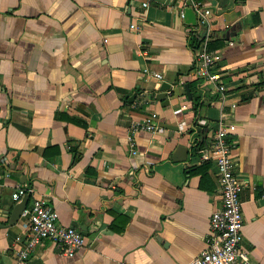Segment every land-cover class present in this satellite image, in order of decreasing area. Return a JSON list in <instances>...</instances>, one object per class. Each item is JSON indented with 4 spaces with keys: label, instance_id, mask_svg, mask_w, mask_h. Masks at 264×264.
<instances>
[{
    "label": "crops",
    "instance_id": "obj_1",
    "mask_svg": "<svg viewBox=\"0 0 264 264\" xmlns=\"http://www.w3.org/2000/svg\"><path fill=\"white\" fill-rule=\"evenodd\" d=\"M142 1L0 0V264L14 263L26 224L8 214L17 184L33 189L25 206L44 196L85 231L72 254L36 243L30 264H184L220 204L215 163L200 157L217 125L243 180L241 245L264 264V0H203L193 25L179 15L186 0ZM214 37L218 79L196 87L197 53ZM152 70L173 87L167 104ZM152 110L157 127L135 131L131 152L129 119ZM178 143L183 160L171 157Z\"/></svg>",
    "mask_w": 264,
    "mask_h": 264
},
{
    "label": "built area",
    "instance_id": "obj_2",
    "mask_svg": "<svg viewBox=\"0 0 264 264\" xmlns=\"http://www.w3.org/2000/svg\"><path fill=\"white\" fill-rule=\"evenodd\" d=\"M146 0L142 4H146ZM199 15L196 21H201L202 15L208 11L198 0H187ZM182 7L179 15L182 16ZM130 27H136L134 21L129 22ZM215 55L210 50L202 49L197 53L194 72L203 79L214 82L218 79V72L211 70ZM147 71L146 67H142ZM150 73L157 79L162 78L159 70ZM157 127L156 112L150 111L142 117L129 119L126 134L128 148L135 151L133 133L140 129L153 131ZM234 144L229 139L227 131L217 125L212 132L209 148L200 153L201 158H210L214 161L217 173L220 204L209 213V233L205 236V245L184 264H252L246 249L241 245V198L240 190L243 180L235 173L234 161L230 156V148ZM29 185L17 184L10 195L18 200L24 193H32ZM26 215V224L21 232L15 235L19 246L15 250L13 264H30L29 255L33 246L43 239L52 240L62 253L72 254L83 244V233L72 224H62L58 221L57 211L48 205L44 196H32L30 203L22 208Z\"/></svg>",
    "mask_w": 264,
    "mask_h": 264
},
{
    "label": "water",
    "instance_id": "obj_3",
    "mask_svg": "<svg viewBox=\"0 0 264 264\" xmlns=\"http://www.w3.org/2000/svg\"><path fill=\"white\" fill-rule=\"evenodd\" d=\"M182 17H183V20H184L185 23L193 25L196 22V13H195V11L193 10V8L190 5H186V6L183 7ZM200 26L202 27L201 33L203 34L204 24L201 23ZM183 87H184L186 96L190 97L188 84L186 82H183ZM172 91H173V87H171L170 82L165 80V79H161L159 81L158 86H157V91L154 93V96L156 98H158V99L163 100L162 104H167L168 103V99L166 97V94H167V92L171 93ZM133 94L134 93H131L129 99L133 98ZM158 125L167 127L169 129V135H171L173 129L174 130L177 129V125H174V124H171V123L160 122V123H158ZM179 149H182V154L178 153ZM176 152H177V154H176ZM186 154H187V147L178 143V144L175 145L174 149H172L171 157H172V159H175V160H183L185 158ZM27 198H28V194L24 193L17 201H15L13 203V205L11 206V208L8 211V214H9L10 217L15 218V217L19 216L22 208L26 204ZM76 227L83 234L85 233L83 223H81V222L78 223V225Z\"/></svg>",
    "mask_w": 264,
    "mask_h": 264
},
{
    "label": "trees",
    "instance_id": "obj_4",
    "mask_svg": "<svg viewBox=\"0 0 264 264\" xmlns=\"http://www.w3.org/2000/svg\"><path fill=\"white\" fill-rule=\"evenodd\" d=\"M187 1V0H186ZM199 3L201 5L204 6V3H203V0H198ZM189 36H190V40H189V44L190 46H195L196 44H198L200 42V40L202 39V37L200 36L199 32L198 31H195L194 29H192L190 32H189ZM221 43L220 39L218 37H214L208 41H206V49H212V48H215L217 46H219ZM203 79V77L201 75H198V77L194 78L193 80H191L190 82L192 83V85L194 86H198L200 84V81ZM199 95H197L198 97ZM197 97L195 96L194 97V103L195 100L197 99ZM196 98V99H195ZM74 120L78 121V122H81L83 123V121L77 119V118H74Z\"/></svg>",
    "mask_w": 264,
    "mask_h": 264
}]
</instances>
